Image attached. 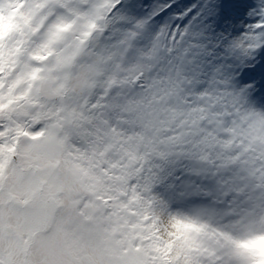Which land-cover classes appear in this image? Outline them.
Listing matches in <instances>:
<instances>
[{
    "label": "snow or ice",
    "instance_id": "1",
    "mask_svg": "<svg viewBox=\"0 0 264 264\" xmlns=\"http://www.w3.org/2000/svg\"><path fill=\"white\" fill-rule=\"evenodd\" d=\"M0 21V133L59 45L91 86L80 131L132 162L101 200L137 256L109 264H264V0H0ZM171 201L192 207L164 229Z\"/></svg>",
    "mask_w": 264,
    "mask_h": 264
},
{
    "label": "clouds",
    "instance_id": "2",
    "mask_svg": "<svg viewBox=\"0 0 264 264\" xmlns=\"http://www.w3.org/2000/svg\"><path fill=\"white\" fill-rule=\"evenodd\" d=\"M54 51L38 64L24 61L22 76H36L31 93L5 111L13 128L0 133V258L4 264H109L135 257L130 244L125 247L130 218L101 200L110 190L126 188L125 176L135 175L132 162L116 175L111 170L123 159L119 150L104 148L97 156L95 141L78 123L92 95L91 86L78 79L81 61H62L66 48L59 45ZM150 207L167 229L171 215L192 206L171 201Z\"/></svg>",
    "mask_w": 264,
    "mask_h": 264
},
{
    "label": "trees",
    "instance_id": "3",
    "mask_svg": "<svg viewBox=\"0 0 264 264\" xmlns=\"http://www.w3.org/2000/svg\"><path fill=\"white\" fill-rule=\"evenodd\" d=\"M0 27H3V22L2 21H0Z\"/></svg>",
    "mask_w": 264,
    "mask_h": 264
}]
</instances>
